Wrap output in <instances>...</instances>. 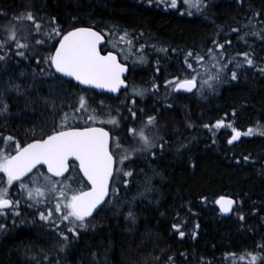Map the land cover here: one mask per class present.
I'll return each mask as SVG.
<instances>
[{
	"label": "trees",
	"instance_id": "16d2710c",
	"mask_svg": "<svg viewBox=\"0 0 264 264\" xmlns=\"http://www.w3.org/2000/svg\"><path fill=\"white\" fill-rule=\"evenodd\" d=\"M203 3L207 6L198 9L196 3L189 6L183 0H178L176 8L168 6L169 0H0V39L5 37L3 26L29 11L42 18L45 30L55 17L65 33L92 26L107 40H115L109 35L115 26L120 34L127 30L133 38L127 60L119 50H127L126 46H106L130 69L129 87L118 97L82 88L57 73L52 78L41 75V69H48L42 58L54 54L61 37L48 40L33 34L25 41L22 37L27 32H21L18 38L29 43V49H17L14 42L0 48V56L6 57L0 60V108L8 106L0 112V146L7 136L24 145L40 138L41 130L51 134L63 113L76 107L80 95L100 113L89 126L108 129L125 149L132 146L128 129H140L148 116L165 124L156 125L160 138L155 147L122 165L112 144L120 175L115 172L107 202L88 218V228L79 229L78 236L67 231L72 225L61 223L60 213L51 220L40 219L41 212L47 214L54 207V197L33 203L21 189V181L8 186L0 173V187H8L9 197L20 201L0 215V225H4L0 264H250L249 253L258 257L256 264H264V249L259 247L264 245V136L241 135L228 143L233 127L244 133L249 127L264 126V72L259 70L264 68V0ZM18 27L27 29L31 24L25 21ZM37 39L46 42L37 45ZM216 44L225 45L222 56ZM209 49L228 67L219 79L203 84L217 72L211 68ZM17 51H25L26 58L16 55ZM188 52L203 55L210 70L205 73L189 57L188 62L201 72L198 89L193 94L176 93L166 81L190 79L195 74L185 64ZM246 52L255 67L244 64L237 69L228 63ZM238 59L243 62L244 58ZM232 71L238 79H231ZM12 85H19V91ZM134 88L144 94L136 95ZM110 117L119 121L118 126L101 122ZM218 120L226 126L216 128ZM70 123L84 126L83 120ZM9 152L14 154L11 145ZM129 171L132 176L123 175ZM35 176L50 175L39 168L22 182L29 184ZM52 180L70 184L74 190L88 187L75 164L65 177ZM221 196L236 200L233 215L221 214L216 204ZM173 225L185 235L181 237ZM61 232L68 236L66 246ZM233 253L235 258L227 256Z\"/></svg>",
	"mask_w": 264,
	"mask_h": 264
},
{
	"label": "snow or ice",
	"instance_id": "6c2138e0",
	"mask_svg": "<svg viewBox=\"0 0 264 264\" xmlns=\"http://www.w3.org/2000/svg\"><path fill=\"white\" fill-rule=\"evenodd\" d=\"M151 2L152 0H149V3ZM161 2H164V0H161ZM183 3L187 5L190 3V0H183ZM177 4L178 0H169L168 6L176 8ZM206 6L203 0H196V7L198 9ZM25 21L30 22V28L18 27V25H23ZM3 32L5 37L0 39V48L5 49L9 48L10 42H14L17 49L27 50L31 47L27 42L21 43V38H18V34L21 32H27V35L22 37L25 41L33 34L43 35L48 40L61 37L58 42L59 46L55 48L54 54L42 58L43 63L48 65V69H41V75H47L52 78L55 77L56 73H61L63 76L74 78L80 84L107 89L110 92L119 91L121 86L125 84L122 75L128 70L126 65L119 61L117 54L113 51L101 54L100 45L104 42L105 36L100 31H95L92 26L77 27L65 33L56 24V18L52 17L51 21L48 22L47 30H45V22L42 18L37 19L29 11L22 13L20 16H14L8 25L3 26ZM109 35L116 37L115 40H108V43L114 49L120 45L126 46L127 50H125V47H120L119 50L124 54V59L127 60L133 47V38H130V33L125 30L120 34L119 30L114 26L110 30ZM45 42L43 39L35 41L37 45H43ZM141 47L143 48V46ZM216 47L220 50L219 55L222 56L225 45L216 44ZM160 51L166 52L167 49L162 48ZM16 55L25 57V51H17ZM240 55L244 58L243 62H240L238 59ZM208 56L213 61L211 68H216L217 72L214 76H209L208 80H204L203 84H208L210 80L219 79V73L228 67L227 64L220 62L213 49L208 50ZM189 57H193L205 73L210 70L203 63L205 60L203 55L188 52L185 57V64L195 74L190 79L185 78L181 80L177 77L174 80L166 81L167 85L174 86V91L183 89L191 92L197 87V78L201 75V72L194 69L192 63L188 62ZM5 59V56H0V60ZM139 59L142 61L143 57ZM40 62L39 60L37 61L38 64ZM228 63H234L237 69L242 68L244 64L255 67L252 55L247 52L229 59ZM52 68L55 69V72L50 70ZM259 70L264 72V68H260ZM231 79H238L236 71H232ZM154 87L158 86L154 85ZM12 88L19 91L20 86L12 85ZM133 92L140 96L144 94L143 90L135 88ZM45 102L49 103L47 99H45ZM51 103L53 109H55V102L52 101ZM100 104L103 106V101ZM69 107L71 108L72 105H69ZM7 108V104H4L0 108V112L7 111ZM129 111L131 112V109ZM99 115L100 113L97 109L92 108L89 104L88 98L80 95L76 107L72 112L63 113L60 123L54 125L51 134H45L41 130L40 138L33 139L31 143L24 145H21L14 137L7 136L3 138L2 146H0V173L6 176V184L11 186L14 182L21 181V189L24 190L27 198L33 200L36 204L42 203L48 196L54 197L56 199L54 207L49 208L47 214L41 212L40 219L51 220L55 213H60V222L67 221L69 225H72L67 228V231L73 233L75 236L79 235V229L88 228V218L92 217L93 213L106 202L105 197L108 195L109 180L112 178L114 171L117 176L120 175L121 170L114 169L117 159L111 149V145L114 144L115 149L120 153L118 162L121 165L132 156L155 147L152 139L145 132L146 128H155V116H148L143 127L140 129H128L129 137L134 141H138L141 147L125 149L120 138L113 139L110 133L103 127L89 126L90 123L95 124ZM131 115L135 118L136 113L132 112ZM74 120H83L84 126H74L70 123V121ZM101 122L112 124L113 126H118L119 124V121L115 117H110L107 121ZM225 126L223 120L216 121V128ZM227 126L231 127L230 124ZM205 127H208V125H205ZM232 132L233 135L228 141L229 144L238 140L241 135L252 136L259 134L264 136V126L249 127L244 133L233 127ZM32 135H36L35 130H32ZM10 145L15 154H10ZM245 160H247V157H245ZM70 161L73 162V165L78 161L79 170L90 184V188L87 191H84L82 188L74 190L70 184L52 180V176L63 177L69 171ZM41 164L47 165V171L52 176H35L31 178L29 184L23 183V178L28 176L37 165ZM123 175L132 176L133 173L131 171L123 172ZM41 178L43 179V184L40 183ZM0 183L3 182L0 181ZM19 203V200L9 198L8 187H0V215H4L7 209L16 208ZM216 203L220 205L222 212L228 213L232 210V205L235 202L232 199L221 196ZM15 215H19V212H16ZM128 215L132 217L131 212ZM243 218V216L240 217V219ZM173 227L177 228L176 225H173ZM3 228L4 225H0V229ZM177 230L181 237L185 235L183 231H180L178 228ZM60 236L62 241L65 242L64 246H66L68 236L64 232H61ZM259 247L264 249V245H260ZM61 250H63V246ZM235 255L234 253L227 254V256L233 258H235ZM248 255L251 257L250 264H256L258 257L251 253ZM240 259L242 260L244 257L241 256Z\"/></svg>",
	"mask_w": 264,
	"mask_h": 264
},
{
	"label": "water",
	"instance_id": "95a60500",
	"mask_svg": "<svg viewBox=\"0 0 264 264\" xmlns=\"http://www.w3.org/2000/svg\"><path fill=\"white\" fill-rule=\"evenodd\" d=\"M83 27H86V26H83ZM94 29V28H93ZM95 31H98V30H96V29H94ZM106 44V39L104 40V42H102L101 43V45H100V49H101V54H106V53H103L102 52V47L104 46ZM59 46V44H57V46L56 47H58ZM55 52V51H54ZM116 54V53H115ZM118 56V55H117ZM118 59H119V61L122 63V64H124L121 60H120V57L118 56ZM126 65V64H125ZM126 67H127V71L122 75V79H124V81H125V84L124 85H122L121 86V88H120V90L119 91H117V92H110L109 90H107V89H100V88H95V87H92V86H89V85H83V84H80L78 81H76L74 78H71V77H66V76H63V74H61V73H57L58 75H60V76H62V77H64L65 79H67V80H70V81H73V82H75L76 84H78V85H80L82 88H85V89H91V90H95V91H97V92H99V93H108V94H111V95H113L114 97H118L119 95H120V93L121 92H123L124 90H126V89H128V87H129V83H128V81H127V78H128V75H129V71H130V69H129V67H128V65H126ZM55 70V69H54ZM198 81H197V87L196 88H194L191 92H188V91H185V90H183V89H181V90H179V91H175L176 93H183V94H193L194 92H196V90L198 89ZM95 127H102V126H95ZM104 128V127H103ZM106 131H108L109 132V130L108 129H106V128H104ZM110 133V132H109ZM110 136H111V133H110ZM32 142V141H31ZM31 142H29V143H31ZM15 154V153H14ZM73 162L72 161H70V166H69V171L68 172H66L65 174H64V176L63 177H65L69 172H70V170H71V164H72ZM75 164L78 166V169H79V165H78V161L77 162H75ZM39 167H43V168H45V170L47 171V165H44V164H41V165H37V167L35 168V169H33V171L31 172V173H29L28 174V176H30L37 168H39ZM114 169H116V164L114 165ZM80 171V170H79ZM48 172V171H47ZM49 173V172H48ZM51 176H52V174L51 173H49ZM80 174L82 175V177H83V179H84V181L86 182V184H87V186H88V188H86L84 191H87L89 188H90V184H89V182L87 181V179L83 176V173L80 171ZM28 176H26V177H24L23 178V180L25 179V178H27ZM114 176H115V171H114V173H113V176H112V178H110V180H109V189H108V195L105 197V201L107 202V200H108V198H109V196H110V193H111V186H112V181H113V179H114ZM53 177H55V176H53ZM55 178H61V177H55ZM224 197H226V198H228V199H232L235 203L232 205V210L230 211V212H228V213H224V212H222L221 211V208H220V205L219 204H217V206H218V208H219V210H220V212H221V214L223 215V216H226V217H228V216H231V215H233V213H234V211H235V209H236V207H237V202H236V200L235 199H233V198H231V197H227V196H224ZM219 199V198H218ZM217 199V200H218ZM105 202V203H106ZM105 203L102 205V206H100L99 208H98V210L97 211H95L94 213H93V216L94 215H96L102 208H103V206L105 205Z\"/></svg>",
	"mask_w": 264,
	"mask_h": 264
},
{
	"label": "rangeland",
	"instance_id": "374dc122",
	"mask_svg": "<svg viewBox=\"0 0 264 264\" xmlns=\"http://www.w3.org/2000/svg\"><path fill=\"white\" fill-rule=\"evenodd\" d=\"M195 3H196V0H190V3L188 4L189 6H194L195 5ZM162 123V125H164L165 126V124L163 123V121H161L160 120V122L158 123H156V125H160ZM159 129V126L158 127H156L155 126V128H152V130H151V133H150V131H145L146 132V134L152 139V141H153V143H154V145L155 144H157L158 142V140H159V138H160V133H158L157 132V130ZM128 142H130L131 143V148H133V147H135V148H139V147H141V145H140V143L138 142V141H135L134 142V140H128ZM156 146V145H155ZM126 149H129V147L128 148H126ZM144 152V151H143ZM116 153H117V156H118V161H119V155H120V153L119 152H117V150H116ZM30 200V199H29ZM30 201H32L33 203H35L33 200H30ZM54 215H56V213L54 214ZM58 217H59V215H58Z\"/></svg>",
	"mask_w": 264,
	"mask_h": 264
},
{
	"label": "flooded vegetation",
	"instance_id": "af4514ba",
	"mask_svg": "<svg viewBox=\"0 0 264 264\" xmlns=\"http://www.w3.org/2000/svg\"><path fill=\"white\" fill-rule=\"evenodd\" d=\"M104 35V34H103ZM105 36V35H104ZM105 39H106V44L104 45V47L102 48V52L103 53H107L108 51L106 50V46H107V44H108V40H107V38H106V36H105ZM39 168H43V167H39ZM38 168V169H39ZM37 169V170H38ZM44 169V168H43ZM45 170V169H44ZM46 171V170H45ZM46 173L48 174V172L46 171ZM50 175V174H49ZM51 176V175H50ZM53 177V176H52ZM8 210H10V209H7V210H5V211H8Z\"/></svg>",
	"mask_w": 264,
	"mask_h": 264
},
{
	"label": "bare ground",
	"instance_id": "6f19581e",
	"mask_svg": "<svg viewBox=\"0 0 264 264\" xmlns=\"http://www.w3.org/2000/svg\"><path fill=\"white\" fill-rule=\"evenodd\" d=\"M110 132V131H109ZM111 137H112V135H111ZM10 198V197H9ZM11 199V198H10Z\"/></svg>",
	"mask_w": 264,
	"mask_h": 264
}]
</instances>
